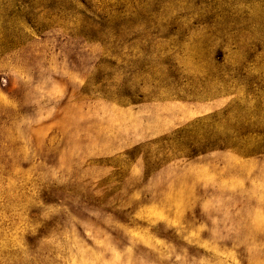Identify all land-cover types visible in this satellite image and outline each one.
Instances as JSON below:
<instances>
[{"label":"rangeland","instance_id":"374dc122","mask_svg":"<svg viewBox=\"0 0 264 264\" xmlns=\"http://www.w3.org/2000/svg\"><path fill=\"white\" fill-rule=\"evenodd\" d=\"M0 264H264V0H0Z\"/></svg>","mask_w":264,"mask_h":264},{"label":"trees","instance_id":"16d2710c","mask_svg":"<svg viewBox=\"0 0 264 264\" xmlns=\"http://www.w3.org/2000/svg\"><path fill=\"white\" fill-rule=\"evenodd\" d=\"M224 112V114L227 115L229 111L226 110ZM217 116L218 115L214 113L209 116L200 117L187 124L186 126L174 131L171 137L173 140L181 139L193 143L196 148L189 152L190 156L204 153L209 150H214L216 148H221L223 146H220L218 144H211L209 140V134L211 133V131L206 130V128L210 126L212 122H217Z\"/></svg>","mask_w":264,"mask_h":264},{"label":"water","instance_id":"95a60500","mask_svg":"<svg viewBox=\"0 0 264 264\" xmlns=\"http://www.w3.org/2000/svg\"><path fill=\"white\" fill-rule=\"evenodd\" d=\"M219 100H215V101H212V102H208L207 104H212L213 107H218L219 106V103H218ZM217 103V104H215Z\"/></svg>","mask_w":264,"mask_h":264}]
</instances>
